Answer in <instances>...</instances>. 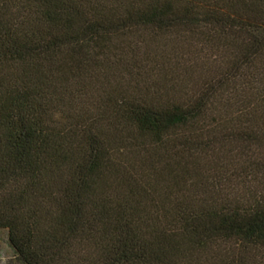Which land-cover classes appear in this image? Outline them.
<instances>
[{"label": "trees", "instance_id": "obj_1", "mask_svg": "<svg viewBox=\"0 0 264 264\" xmlns=\"http://www.w3.org/2000/svg\"><path fill=\"white\" fill-rule=\"evenodd\" d=\"M0 230L23 264H264V0H0Z\"/></svg>", "mask_w": 264, "mask_h": 264}, {"label": "crops", "instance_id": "obj_2", "mask_svg": "<svg viewBox=\"0 0 264 264\" xmlns=\"http://www.w3.org/2000/svg\"><path fill=\"white\" fill-rule=\"evenodd\" d=\"M0 264H20L6 243L0 248Z\"/></svg>", "mask_w": 264, "mask_h": 264}, {"label": "rangeland", "instance_id": "obj_3", "mask_svg": "<svg viewBox=\"0 0 264 264\" xmlns=\"http://www.w3.org/2000/svg\"><path fill=\"white\" fill-rule=\"evenodd\" d=\"M4 243H6V242H5L4 232H3V230H0V248H1V247L3 248ZM19 263H20V264H23V263H21V262H19Z\"/></svg>", "mask_w": 264, "mask_h": 264}]
</instances>
